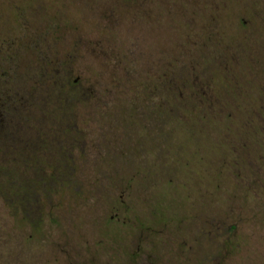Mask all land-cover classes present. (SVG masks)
I'll return each mask as SVG.
<instances>
[{
    "label": "rangeland",
    "instance_id": "1",
    "mask_svg": "<svg viewBox=\"0 0 264 264\" xmlns=\"http://www.w3.org/2000/svg\"><path fill=\"white\" fill-rule=\"evenodd\" d=\"M263 69L264 0H0V264H264Z\"/></svg>",
    "mask_w": 264,
    "mask_h": 264
},
{
    "label": "trees",
    "instance_id": "2",
    "mask_svg": "<svg viewBox=\"0 0 264 264\" xmlns=\"http://www.w3.org/2000/svg\"><path fill=\"white\" fill-rule=\"evenodd\" d=\"M255 17H256V15H255ZM243 27H245L244 25H243ZM264 70V69H263ZM257 74H262V75H264V71H260V72H257ZM256 76V75H255ZM257 77V76H256ZM257 80H261V79H259L258 77H257ZM74 83H75V81H74ZM254 85H255V87H256V90L257 91H264V85H257L255 82H254ZM262 98V99H261ZM261 98H258V99H256V101L254 102L255 104V106L257 105V113H263L264 114V96L263 97H261ZM206 106H208V105H206ZM209 107V106H208ZM210 109H211V107H210ZM205 113V112H204ZM252 135H254V134H252ZM260 135H262V134H260ZM262 136H264V135H262Z\"/></svg>",
    "mask_w": 264,
    "mask_h": 264
},
{
    "label": "flooded vegetation",
    "instance_id": "3",
    "mask_svg": "<svg viewBox=\"0 0 264 264\" xmlns=\"http://www.w3.org/2000/svg\"><path fill=\"white\" fill-rule=\"evenodd\" d=\"M229 230L234 231L235 230V227L234 226H229ZM234 245H235V247H238L239 246L238 243H235Z\"/></svg>",
    "mask_w": 264,
    "mask_h": 264
}]
</instances>
